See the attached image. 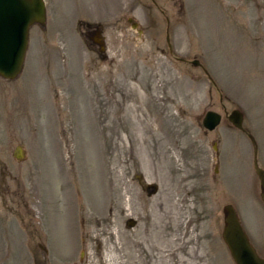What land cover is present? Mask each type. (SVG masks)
Returning a JSON list of instances; mask_svg holds the SVG:
<instances>
[{"label":"rangeland","instance_id":"rangeland-1","mask_svg":"<svg viewBox=\"0 0 264 264\" xmlns=\"http://www.w3.org/2000/svg\"><path fill=\"white\" fill-rule=\"evenodd\" d=\"M45 2L0 77V264H235L229 204L264 259V0Z\"/></svg>","mask_w":264,"mask_h":264},{"label":"water","instance_id":"water-1","mask_svg":"<svg viewBox=\"0 0 264 264\" xmlns=\"http://www.w3.org/2000/svg\"><path fill=\"white\" fill-rule=\"evenodd\" d=\"M46 22L45 0H0L1 78L14 81L20 76L28 49L30 29L34 25H45ZM195 64L199 65V62L196 61ZM228 118L236 128L244 130V117L240 111H233ZM221 120L220 114L210 111L203 124L213 131L220 125ZM252 140L255 148V170L260 180L261 199L264 203V170L257 162V146L253 138ZM224 211L225 226L222 236L235 264H264V259L251 244L234 207L227 205Z\"/></svg>","mask_w":264,"mask_h":264},{"label":"bare ground","instance_id":"bare-ground-1","mask_svg":"<svg viewBox=\"0 0 264 264\" xmlns=\"http://www.w3.org/2000/svg\"><path fill=\"white\" fill-rule=\"evenodd\" d=\"M115 259H116V256L114 253H112L110 257V264H115Z\"/></svg>","mask_w":264,"mask_h":264},{"label":"flooded vegetation","instance_id":"flooded-vegetation-1","mask_svg":"<svg viewBox=\"0 0 264 264\" xmlns=\"http://www.w3.org/2000/svg\"><path fill=\"white\" fill-rule=\"evenodd\" d=\"M245 24V23H244ZM167 40H168V42H170V36H169V34L167 35ZM223 100V99H222ZM227 114V113H226ZM231 115V114H230ZM229 115V116H230ZM229 116H227V118L229 117ZM222 119H223V117H222ZM229 119V118H228ZM221 122H222V120H221ZM221 124V123H220ZM242 132H244V133H246L245 131H242ZM246 135L247 136H250L248 133H246Z\"/></svg>","mask_w":264,"mask_h":264}]
</instances>
